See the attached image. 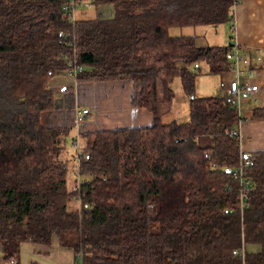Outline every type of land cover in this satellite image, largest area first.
Returning <instances> with one entry per match:
<instances>
[{"label": "trees", "instance_id": "trees-1", "mask_svg": "<svg viewBox=\"0 0 264 264\" xmlns=\"http://www.w3.org/2000/svg\"><path fill=\"white\" fill-rule=\"evenodd\" d=\"M69 1L0 0L3 264H19L22 243L54 236L78 264H264V150L250 153L241 185V139L229 130L242 111L230 95H196L202 63L208 75L231 72L238 0H74L114 15L73 23ZM224 24L232 34L221 46L170 33ZM70 62L82 68L78 83L130 81L132 106L153 117L73 137V188L63 159L72 129L42 124L56 104L50 80ZM176 79L189 121L164 123ZM248 119L264 121V108Z\"/></svg>", "mask_w": 264, "mask_h": 264}, {"label": "crops", "instance_id": "crops-1", "mask_svg": "<svg viewBox=\"0 0 264 264\" xmlns=\"http://www.w3.org/2000/svg\"><path fill=\"white\" fill-rule=\"evenodd\" d=\"M113 15L101 19L112 18ZM232 35L234 44L240 48L243 55L250 59V66L243 67L244 71L253 70V77L249 79V82L260 87L256 98L244 101L242 108L244 106L250 112L254 108H264V0H238L234 8ZM229 39L230 37L226 39L224 45L228 44ZM227 74L219 75L221 80L227 81L221 83V94H225L222 85L235 79L234 73ZM244 79H247V75ZM219 82L220 80L216 79V88ZM50 88L55 93L56 104L53 110L43 113L42 124L47 127H70L74 138H80L84 133L113 130L111 129L113 126H119L115 129L145 127L153 121L152 114L132 106L133 84L130 81L78 83L65 73H60L50 80ZM172 89L175 98L171 115L177 118L178 124H181L188 99L180 79L174 81ZM217 90L219 93L218 88ZM210 94L214 93L210 92ZM84 110H88V114L83 115L81 123H77L78 114ZM66 113L70 116L67 123H65ZM92 115H94L93 119ZM238 130L240 139L252 137L247 141L241 140L242 152L252 153L264 150V121L249 124L241 122ZM258 134L259 137H257ZM76 152L77 149H74L75 154ZM2 256L0 249V264H3ZM19 264L78 263L75 251L61 246L59 239L54 236L50 245L22 243Z\"/></svg>", "mask_w": 264, "mask_h": 264}, {"label": "rangeland", "instance_id": "rangeland-1", "mask_svg": "<svg viewBox=\"0 0 264 264\" xmlns=\"http://www.w3.org/2000/svg\"><path fill=\"white\" fill-rule=\"evenodd\" d=\"M114 13V7L109 5V6H99L95 7L91 4V1H87L83 3L81 6L77 7V9L74 12L75 19H101L102 17H111ZM172 36H180V35H185V36H194L197 37V44L198 46H221L224 45L226 42V39H228L231 35V30H230V25L229 24H224L220 25L218 27H213V26H198V27H185V28H173L170 31ZM201 69L203 72V75H201L196 83V95L198 97H205V96H215V95H220L221 94V83H226L225 80H221L219 78V75H213L210 76L207 73L208 66L206 63L201 64ZM228 75V74H226ZM230 75V74H229ZM225 76V75H224ZM231 76V75H230ZM220 80L218 83L217 88L219 89V93L217 92L216 88V79ZM228 78V77H226ZM246 78V75L244 76ZM225 87H223L224 89ZM210 92H213L214 94H210ZM216 93V94H215ZM184 117H183V122L189 121V107L188 103L184 107ZM242 117L243 121L242 123L244 124H249V123H254L255 121H251L248 118L250 117L251 112L249 111L248 108H242ZM68 114V115H67ZM94 115H92L93 119ZM65 123H67L70 120L69 113H66L65 115ZM171 121H177V118L173 117L172 115H169L163 119L164 123H169ZM66 125V124H65ZM68 125V124H67ZM115 127L119 126H113L111 129H115ZM74 137L73 132L71 131L70 137L67 139V149L63 155V159L68 160L70 163V170L68 174V187L73 188L74 183H75V169H74V162L72 160V155H75L74 149L71 146L72 139ZM247 137V136H246ZM259 137V134L257 135ZM252 139V137L248 136L245 139H241L243 141H247ZM83 147V141L81 143Z\"/></svg>", "mask_w": 264, "mask_h": 264}, {"label": "built area", "instance_id": "built-area-1", "mask_svg": "<svg viewBox=\"0 0 264 264\" xmlns=\"http://www.w3.org/2000/svg\"><path fill=\"white\" fill-rule=\"evenodd\" d=\"M79 7L78 3L74 2V0H70L64 6L66 11H69V20L70 22L75 21L74 12ZM69 35V33H68ZM232 57L231 64V72L235 74V79L230 81L228 84H223L222 87H225V94L232 96V104L234 108H236L239 112L242 111V104L246 100H252L256 98L258 92L260 91V87L257 84L250 83L249 79L253 77V70L249 69L247 71L243 70L244 66L250 64V59L243 55L240 51V48L235 44V49L230 52ZM69 69L66 71V75L71 77L72 79H76L77 74L82 71L80 66L75 65L73 62H70ZM198 68V65L195 66ZM247 75V79H244V76ZM88 114V110L82 111V113L78 114L77 123H81L83 121V115ZM229 133L232 136L240 138L239 130L232 129L229 130ZM79 158V155H78ZM251 160V154L247 152H242L240 156V167L235 171L236 177L240 178L241 185L245 182V175L243 173V168L248 166ZM250 186L246 190H243L241 194L242 200H246L248 197Z\"/></svg>", "mask_w": 264, "mask_h": 264}]
</instances>
